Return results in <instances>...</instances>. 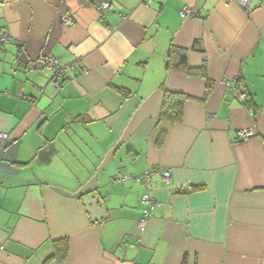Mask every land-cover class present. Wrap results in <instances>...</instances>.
Listing matches in <instances>:
<instances>
[{
  "label": "crops",
  "instance_id": "obj_1",
  "mask_svg": "<svg viewBox=\"0 0 264 264\" xmlns=\"http://www.w3.org/2000/svg\"><path fill=\"white\" fill-rule=\"evenodd\" d=\"M101 1L0 0V264H264V0Z\"/></svg>",
  "mask_w": 264,
  "mask_h": 264
},
{
  "label": "built area",
  "instance_id": "obj_2",
  "mask_svg": "<svg viewBox=\"0 0 264 264\" xmlns=\"http://www.w3.org/2000/svg\"><path fill=\"white\" fill-rule=\"evenodd\" d=\"M151 0H149L150 2ZM228 1H236L243 8L246 7L249 0H228ZM110 2L103 0L97 6V10H102L104 8L109 7ZM180 15L182 17L185 16H197V12L191 9H183L180 10ZM60 23L65 26H73L75 24L74 18L68 14L63 13L59 17ZM8 40V35L3 33L0 35V45L5 43ZM40 69H45L49 71L50 78L49 84H51L55 88H60L62 83L68 78L69 74L75 70L79 69L84 71V66L82 65L79 59L73 60L68 64H60L59 60L52 56H45L40 59ZM40 92L42 88H38ZM232 93L235 99L239 102H244L246 99L245 91L238 86V84L232 85ZM236 140H247L256 134V130L252 127L240 128L236 132ZM8 135L6 133L0 132V140H4ZM160 175V179L164 184H169L171 180L170 170L165 167H152L146 172H144L138 180L141 182H147L151 179V177L155 174ZM127 177V176H125ZM140 204L142 206L141 215L136 220V226L139 231H142L145 228L148 220L152 216L153 211L160 204L156 202L154 198H152L148 193L142 194L140 198ZM0 249H3V246L0 245Z\"/></svg>",
  "mask_w": 264,
  "mask_h": 264
},
{
  "label": "water",
  "instance_id": "obj_3",
  "mask_svg": "<svg viewBox=\"0 0 264 264\" xmlns=\"http://www.w3.org/2000/svg\"><path fill=\"white\" fill-rule=\"evenodd\" d=\"M49 83V82H48ZM83 203L90 219L100 223L101 219L106 215L105 207L102 205L97 194H89L83 199Z\"/></svg>",
  "mask_w": 264,
  "mask_h": 264
},
{
  "label": "trees",
  "instance_id": "obj_4",
  "mask_svg": "<svg viewBox=\"0 0 264 264\" xmlns=\"http://www.w3.org/2000/svg\"><path fill=\"white\" fill-rule=\"evenodd\" d=\"M170 54H171V53H170ZM169 56H170V55H169ZM179 58H180V59H179L180 62H184L186 56H185L184 54H181V55L179 54ZM168 63H169V61H168ZM67 79H68V78H67ZM67 79H66V80H67ZM66 80H65V81H66ZM65 81H64V82H65ZM64 82H63V83H64ZM63 83H62V84H63ZM61 86H62V85H61ZM61 86H60V88H61ZM54 88H55V87H54ZM60 88H56V89L59 90ZM245 93H246V92H245ZM243 103H245L246 105L250 104V103H251V97H250L249 95L246 94V99H245V101H244ZM7 137H8V136H7ZM7 137H6L5 139H7ZM5 139H4V140H5ZM60 248H61V245H60ZM60 248H59V249H60ZM59 249H58V250H59Z\"/></svg>",
  "mask_w": 264,
  "mask_h": 264
}]
</instances>
